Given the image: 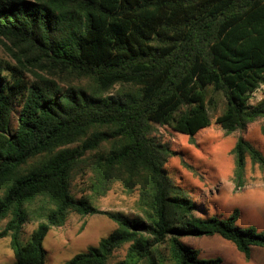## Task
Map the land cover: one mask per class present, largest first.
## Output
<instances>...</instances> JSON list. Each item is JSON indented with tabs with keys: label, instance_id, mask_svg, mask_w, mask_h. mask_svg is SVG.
Returning a JSON list of instances; mask_svg holds the SVG:
<instances>
[{
	"label": "trees",
	"instance_id": "trees-1",
	"mask_svg": "<svg viewBox=\"0 0 264 264\" xmlns=\"http://www.w3.org/2000/svg\"><path fill=\"white\" fill-rule=\"evenodd\" d=\"M0 41L13 60H0V240L14 264H45L44 238L72 213L117 228L63 264H222L186 236H220L246 260L264 248V230L235 225L238 210L199 215L156 136L167 127L193 143L220 94L226 136L264 119V90L251 104L264 86V0H0ZM231 156L234 191L248 162L264 172L242 136ZM83 169L89 195L76 198ZM115 184L137 193L133 215L94 206Z\"/></svg>",
	"mask_w": 264,
	"mask_h": 264
},
{
	"label": "rangeland",
	"instance_id": "rangeland-1",
	"mask_svg": "<svg viewBox=\"0 0 264 264\" xmlns=\"http://www.w3.org/2000/svg\"><path fill=\"white\" fill-rule=\"evenodd\" d=\"M4 45L5 42L0 41V60L12 62V56ZM262 90L264 86L253 94L251 104L261 99ZM216 101V110L209 113L210 125L195 135L193 143L187 136L175 133L167 127L157 129V138L175 152L165 164V170L192 200L197 201L198 208L202 211L199 215L202 217L207 215L227 218L233 210H238L239 217L235 222L237 227L253 226L258 231L264 230V172L248 162L244 188L234 191L231 182V149L237 138L242 136L264 154V136L260 132L264 119L251 123L245 133L237 131L226 136L215 124V118L225 106L221 94L216 95ZM88 177L85 169L73 176L71 192L76 198L89 195ZM136 199V192L126 194L119 184H115L105 197L94 201V206L102 211H120L133 215ZM34 227V222L25 225L24 239ZM116 228L114 222L100 214L85 217L70 214L64 225L52 228L44 238L45 264L65 263L89 247L97 246L102 238ZM180 240L186 247L195 250L200 259L219 258L222 264H264V248L252 247L250 259L246 260L231 242L217 235L186 236ZM14 262L9 239L0 240V264Z\"/></svg>",
	"mask_w": 264,
	"mask_h": 264
}]
</instances>
